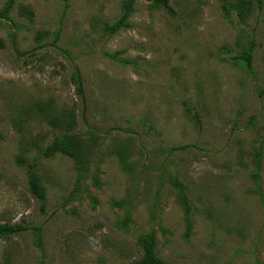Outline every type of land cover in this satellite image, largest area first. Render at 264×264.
Returning <instances> with one entry per match:
<instances>
[{
    "label": "rangeland",
    "instance_id": "obj_1",
    "mask_svg": "<svg viewBox=\"0 0 264 264\" xmlns=\"http://www.w3.org/2000/svg\"><path fill=\"white\" fill-rule=\"evenodd\" d=\"M123 1L0 0V224L28 227L0 237V264H135L152 233L167 264H264V8L137 0L109 36ZM252 40L254 75L237 58ZM64 132L83 140L82 180L43 156Z\"/></svg>",
    "mask_w": 264,
    "mask_h": 264
},
{
    "label": "trees",
    "instance_id": "obj_2",
    "mask_svg": "<svg viewBox=\"0 0 264 264\" xmlns=\"http://www.w3.org/2000/svg\"><path fill=\"white\" fill-rule=\"evenodd\" d=\"M68 2V0H64ZM153 4L157 7L165 8L169 12H172V8L170 7V0H151ZM225 3H228V0H223ZM236 2L232 4V8L238 13V16L241 19H245L249 13L253 10V7L257 6L258 9L262 10L264 8V0H235ZM137 0H124L122 5V12L121 16L117 21L114 23H106L104 25V32L109 36H114L118 31L126 28L128 26V21L131 16L135 13V6ZM15 0H9L8 4L4 9V14L9 12L14 7ZM228 7H226L227 9ZM3 13V12H2ZM21 13L23 15L29 16L33 18V13L27 8H22ZM2 15V14H0ZM1 18V17H0ZM39 40L41 39V34H39ZM5 47V42L2 38H0V49ZM255 50V42L252 40L250 42L249 48L241 53L237 58L240 59L246 68V71L250 75H254V64H253V56ZM74 83L76 84V90L83 101L85 103L86 95L84 89V79L80 72H76L73 76ZM258 94L261 98H264V87L258 90ZM197 119V116L195 117ZM197 124L200 126L199 118L197 119ZM84 144L83 140L80 136L75 134H70L69 132H64L62 135L57 137V139L49 146L46 147L45 151L43 152V156L47 159L54 157L56 154H62L69 158H72L77 165V172L79 174L80 179L85 178V173L87 171L84 160H85V153H84ZM183 149V148H181ZM22 160V159H21ZM24 162V161H22ZM254 164L255 170L252 174L253 179L256 181L257 185H259L260 181V172L262 169V151L258 150L256 156L254 157ZM29 173V185L31 192L38 197L40 200L45 199V190L40 183V179L35 172L34 165L28 167ZM94 184L98 187L101 186V182L99 178H93ZM176 186L179 189V203L182 205L185 215L187 218L188 229L190 231L192 223H191V216L193 206L189 200L186 186L183 183L178 181L175 182ZM259 188V187H258ZM28 230V227L23 225H11V224H0V237H10ZM142 248V258L140 261L136 262L135 264H167L160 258L156 256L155 253V244H156V237L155 234H150L146 239H141L139 243Z\"/></svg>",
    "mask_w": 264,
    "mask_h": 264
}]
</instances>
